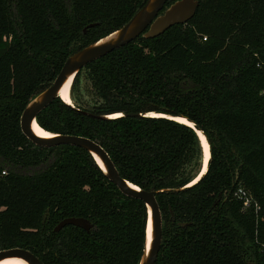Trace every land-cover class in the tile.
<instances>
[{
    "label": "trees",
    "instance_id": "16d2710c",
    "mask_svg": "<svg viewBox=\"0 0 264 264\" xmlns=\"http://www.w3.org/2000/svg\"><path fill=\"white\" fill-rule=\"evenodd\" d=\"M145 1L0 0V251L25 249L42 264L139 263L143 201L123 195L85 150L35 146L19 121L70 55L122 27ZM196 1L186 24L89 63L71 85L72 106L56 98L36 123L96 142L121 178L160 191L199 174L201 142L184 124L141 115L186 118L208 140V169L191 187L155 195V264H264V0ZM238 187L252 198L246 211ZM66 218L92 227L54 232Z\"/></svg>",
    "mask_w": 264,
    "mask_h": 264
},
{
    "label": "water",
    "instance_id": "95a60500",
    "mask_svg": "<svg viewBox=\"0 0 264 264\" xmlns=\"http://www.w3.org/2000/svg\"><path fill=\"white\" fill-rule=\"evenodd\" d=\"M167 1L168 0H146L129 19V21L122 27L70 55L64 62L60 72L52 84L38 94L34 95L28 101L21 113L19 121L22 134L35 146L51 148L69 145L85 150L93 158L94 162L107 179H109L123 195L143 201L147 210V219L145 227V244L138 264H155L160 251L162 240V219L155 195L162 192H179L187 187H191L196 184L207 172L208 162L210 159V147L205 135L200 130L196 129L194 124L189 122L186 118L161 115L160 117L167 118L175 122H178L175 118H181L186 120L188 123H191L192 126L187 124L184 125L192 128L197 135L198 132L201 133L208 145L209 158L206 163L205 170L202 172L204 168L203 153L200 172L187 186L180 189L145 191L121 178L108 154L96 142L85 137L53 134L49 132L48 133L52 136L42 137L34 131L33 125H38L36 123V116L42 110L49 106L56 98L61 99L59 94L69 80L70 94V88L75 76L89 63H92L110 52L129 44L139 36H142L145 39H153L163 34L172 26L186 24L193 18L199 5L196 0H177L165 8ZM96 25L97 24L88 25L82 30L83 34L86 33L88 28H92ZM67 105L72 106V104ZM82 113L96 118L110 119L108 116H93L85 112ZM141 116L152 117L148 116V114ZM216 203L217 202H215L214 205H216ZM67 225L77 226L86 231H89L92 227L87 220L66 218L54 227V232H58ZM8 259H17L22 261L24 264H42L40 260L30 251L21 248H11L0 251V262Z\"/></svg>",
    "mask_w": 264,
    "mask_h": 264
},
{
    "label": "bare ground",
    "instance_id": "6f19581e",
    "mask_svg": "<svg viewBox=\"0 0 264 264\" xmlns=\"http://www.w3.org/2000/svg\"><path fill=\"white\" fill-rule=\"evenodd\" d=\"M69 87H70V80L65 84V86L62 88V90H61V92L59 94L60 98L66 104H72L71 103V99H70V94H69ZM148 116L160 117L161 115L160 114L158 115V114H155V113H148ZM108 117L109 118H116V117H119V114L110 115ZM175 120H177L178 122H181L182 124H187L189 126H192L191 123H188L184 119L175 118ZM33 129L39 136H42V137H50V136H52L51 134H49L45 130L41 129L38 125H33ZM198 135H199L200 140L202 142L203 153H204V168H203V171H202V172H204L205 167H206V163H207L208 158H209V150H208V145L206 144V142L204 140V137L199 132H198ZM195 181H193V182H195ZM0 264H24V263L22 261H20V260H17V259H8V260L1 261Z\"/></svg>",
    "mask_w": 264,
    "mask_h": 264
},
{
    "label": "built area",
    "instance_id": "2783aa9c",
    "mask_svg": "<svg viewBox=\"0 0 264 264\" xmlns=\"http://www.w3.org/2000/svg\"><path fill=\"white\" fill-rule=\"evenodd\" d=\"M233 196L242 203V210H248L252 205V198L250 194L242 187H238ZM254 209L257 211L258 207L254 206Z\"/></svg>",
    "mask_w": 264,
    "mask_h": 264
}]
</instances>
